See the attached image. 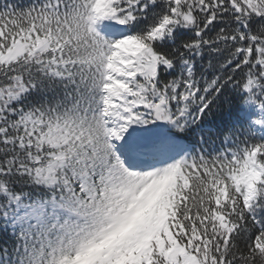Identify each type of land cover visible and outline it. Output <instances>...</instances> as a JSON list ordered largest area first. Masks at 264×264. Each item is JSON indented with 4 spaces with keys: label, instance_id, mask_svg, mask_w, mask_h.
I'll list each match as a JSON object with an SVG mask.
<instances>
[{
    "label": "snow or ice",
    "instance_id": "snow-or-ice-1",
    "mask_svg": "<svg viewBox=\"0 0 264 264\" xmlns=\"http://www.w3.org/2000/svg\"><path fill=\"white\" fill-rule=\"evenodd\" d=\"M0 264H264V0H0Z\"/></svg>",
    "mask_w": 264,
    "mask_h": 264
}]
</instances>
